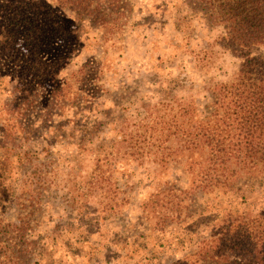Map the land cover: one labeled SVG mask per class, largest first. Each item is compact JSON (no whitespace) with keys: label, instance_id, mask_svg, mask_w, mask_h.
I'll return each instance as SVG.
<instances>
[{"label":"rangeland","instance_id":"rangeland-1","mask_svg":"<svg viewBox=\"0 0 264 264\" xmlns=\"http://www.w3.org/2000/svg\"><path fill=\"white\" fill-rule=\"evenodd\" d=\"M206 1L123 0L120 29L108 32L82 21L77 51L56 72L65 100L44 81L24 102L15 67L0 59V241L24 220L37 264H173L224 207L264 213V178L243 200L178 192L187 180L175 155L163 156L175 142L135 143L179 101L201 107L208 87L238 75L242 57Z\"/></svg>","mask_w":264,"mask_h":264},{"label":"trees","instance_id":"trees-1","mask_svg":"<svg viewBox=\"0 0 264 264\" xmlns=\"http://www.w3.org/2000/svg\"><path fill=\"white\" fill-rule=\"evenodd\" d=\"M123 4V0H0V59L15 67L23 82L24 102L44 81L51 87L52 100H65L56 72L78 49L80 23L88 20L103 32L110 23L120 29ZM202 9L211 23L223 28L225 45L242 57L239 73L230 82L208 87L201 107L179 101L167 118L150 125L135 143L154 137L162 144L175 142L174 150L163 156L175 155L187 180L186 189L174 185L178 192L243 200L242 188L264 178V0H207ZM253 48H261V54H251ZM214 217L210 233L173 264H264V213L224 207ZM25 224L14 223L10 238L0 241V264H37L27 259L37 238L27 237ZM8 225L4 223V232Z\"/></svg>","mask_w":264,"mask_h":264}]
</instances>
